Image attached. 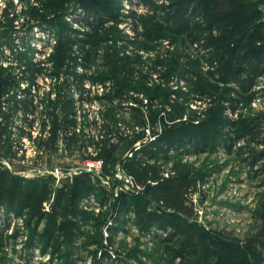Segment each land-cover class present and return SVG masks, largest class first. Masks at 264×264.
Segmentation results:
<instances>
[{
  "label": "trees",
  "instance_id": "obj_1",
  "mask_svg": "<svg viewBox=\"0 0 264 264\" xmlns=\"http://www.w3.org/2000/svg\"><path fill=\"white\" fill-rule=\"evenodd\" d=\"M51 1L57 3L48 2L44 12L30 11L34 25H47L45 46L50 52L36 62L18 57L22 74L14 70L13 60L0 66V110L1 105L8 107V122L23 112L27 125L19 139L28 138L36 152L57 151L61 144L70 154L86 151L91 160L103 158L104 167L115 161L121 142H140L125 164L150 197L177 213L151 210L128 194L121 199V211L134 212L146 228L168 233L161 240L173 264H257L264 250V229L249 237L243 248L204 230L189 234L180 214H195L196 177L181 161L172 166L175 175L165 176L167 170L159 161L161 153L183 147L215 150L224 143L227 151L235 147L237 153H247L244 160L252 167L264 159V111L237 113L240 106L254 102L255 79L264 75V28H249L264 0H169L148 6L144 13L126 12L119 0ZM71 3L76 12L85 9L90 19L82 22L83 14L68 15L63 6ZM6 15L11 19L15 13L5 11L2 16ZM69 16L81 28L70 24ZM127 26L133 34L125 33ZM4 28L16 29L6 24ZM39 76L56 81L40 98L32 91ZM85 79L106 89L96 96L106 104L101 122L88 121L98 129L90 136L79 126L86 125L81 104L92 99ZM25 82L28 85L21 86ZM125 111L130 112L128 118L121 115ZM40 117L46 134L38 137L32 129ZM159 125L163 133L145 142L146 131L156 133ZM8 126L6 140L12 145ZM144 157L149 161L142 162ZM78 177L85 182L80 194L90 195L94 177L89 171ZM50 189L37 178L11 174L0 190V204L41 215ZM58 191L55 206L61 207L72 190L64 185Z\"/></svg>",
  "mask_w": 264,
  "mask_h": 264
},
{
  "label": "rangeland",
  "instance_id": "obj_2",
  "mask_svg": "<svg viewBox=\"0 0 264 264\" xmlns=\"http://www.w3.org/2000/svg\"><path fill=\"white\" fill-rule=\"evenodd\" d=\"M48 2L57 3L51 0H0V25L3 24L0 26V66L13 60L14 70L20 73L23 66L17 64L18 57L36 62L50 52L45 46L48 42L47 25H34L30 15V11L39 12V8L40 12H44ZM168 2L119 0L117 4H122L126 12L144 13L148 6ZM260 6L262 12L249 24L251 29L258 26L264 28V2ZM63 9L68 15L83 14L82 22L90 19L89 15L85 16V9L80 8L76 12L73 3L65 4ZM5 11H13L14 17L2 16ZM66 20L75 28H81L71 16ZM4 24L16 29L3 31ZM125 33L133 34L134 31L127 26ZM57 35L56 30L52 42ZM9 41H12V46ZM158 81L157 77L153 78V82ZM36 82L32 91L38 98L56 83L47 76L37 77ZM83 82L84 86L89 84V88L86 86L90 90L87 97L92 99L81 104V120L86 125L79 126L90 136L97 134L98 129L94 124L87 125L88 121L98 119L101 122V112L106 104L96 96L106 92V89L92 85L87 79ZM27 85L25 82L21 86ZM253 88L257 91L254 102L250 107L240 106L237 113L264 111V75L255 79ZM0 111V131L5 134L0 140V190L3 184L11 181V174L26 180L37 178L51 186L50 198L44 203L41 215L0 204V264H173L165 255V242L161 240L168 233L158 227L146 228L138 222L134 212L120 209L121 199L128 194L134 201L146 202L151 210L175 212L165 209L150 197L145 186L132 185L122 177L133 176L125 161L128 154L135 151L138 142H121L120 148L114 152L115 161L106 167L103 158L91 160L86 151L70 154L63 144L57 151L36 152L35 145L28 138L19 139L20 130L27 127L21 119L23 112L17 113L8 122V107L3 109L1 105ZM121 115L128 118L130 112H121ZM232 117H237V114ZM41 120L42 117L38 118L32 129L38 137L46 134L42 131ZM7 126L13 138L12 145L6 140ZM162 128L159 125L156 133L146 131L145 142L163 133ZM224 144L218 145L215 150L183 147L161 153L160 156L168 158L162 157L159 164L167 170L165 176H172L175 175L172 171L174 163H187L191 174L196 177L197 190L192 195L195 214L185 216L179 213L180 223L188 233L204 230L243 248L249 237L264 229V159L252 167L244 160L247 153L239 154L235 147L227 151ZM141 160L149 161L146 157ZM91 163L95 164L91 166ZM87 170H90L95 184L92 193L84 196L80 194V188L85 182L78 176ZM64 185L72 190V196L62 202L61 207H56L58 189ZM259 256L257 264H264V250Z\"/></svg>",
  "mask_w": 264,
  "mask_h": 264
},
{
  "label": "built area",
  "instance_id": "obj_3",
  "mask_svg": "<svg viewBox=\"0 0 264 264\" xmlns=\"http://www.w3.org/2000/svg\"><path fill=\"white\" fill-rule=\"evenodd\" d=\"M87 87H89V84L88 85H86ZM77 97H78V94L76 95ZM140 142H138L137 143V148L135 149V151H137V150H139L140 149V144H139ZM134 151V152H135ZM134 152H130L129 154H128V157H132L133 155H134ZM99 163H100V161H99ZM95 163H91L90 165L91 166H93ZM87 171H90V170H87ZM128 183H130V184H132V185H135V184H137V185H139L137 182H136V180L134 179V177L133 176H122Z\"/></svg>",
  "mask_w": 264,
  "mask_h": 264
}]
</instances>
